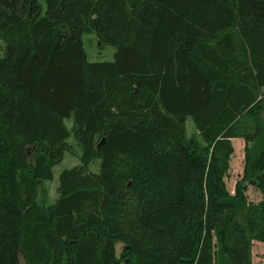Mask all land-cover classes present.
I'll return each instance as SVG.
<instances>
[{"label":"trees","instance_id":"obj_1","mask_svg":"<svg viewBox=\"0 0 264 264\" xmlns=\"http://www.w3.org/2000/svg\"><path fill=\"white\" fill-rule=\"evenodd\" d=\"M255 240L264 0H0V264H252Z\"/></svg>","mask_w":264,"mask_h":264},{"label":"rangeland","instance_id":"obj_2","mask_svg":"<svg viewBox=\"0 0 264 264\" xmlns=\"http://www.w3.org/2000/svg\"><path fill=\"white\" fill-rule=\"evenodd\" d=\"M45 6V0H40ZM84 46L87 51V56L90 60L111 59L113 46L110 44H101L93 32L83 34ZM68 125L70 121L67 120ZM186 128L189 135H195L197 130L190 116L186 119ZM73 140V138H71ZM232 151L229 156V165L224 175V180L227 188L233 192L236 182L241 179L244 168V147L245 140L241 137L231 138ZM78 162V158L74 153L66 151L63 158L53 165L54 177L53 180L45 181V188L48 191L49 200L55 196V186L59 171ZM94 167V165H90ZM246 195L249 200L258 201L262 198L261 192L252 185H247ZM116 253L119 255L123 248V243L115 244ZM252 264H264V241H253L251 252Z\"/></svg>","mask_w":264,"mask_h":264}]
</instances>
